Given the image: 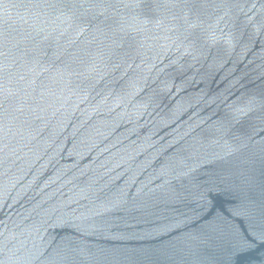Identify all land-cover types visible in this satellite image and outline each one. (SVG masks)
<instances>
[{
  "label": "water",
  "instance_id": "obj_1",
  "mask_svg": "<svg viewBox=\"0 0 264 264\" xmlns=\"http://www.w3.org/2000/svg\"><path fill=\"white\" fill-rule=\"evenodd\" d=\"M0 264H264V0H0Z\"/></svg>",
  "mask_w": 264,
  "mask_h": 264
}]
</instances>
